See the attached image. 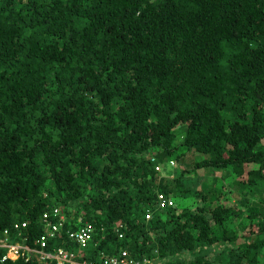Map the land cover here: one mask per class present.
Segmentation results:
<instances>
[{"label": "trees", "instance_id": "obj_1", "mask_svg": "<svg viewBox=\"0 0 264 264\" xmlns=\"http://www.w3.org/2000/svg\"><path fill=\"white\" fill-rule=\"evenodd\" d=\"M54 209L47 251L264 264V0H0V239Z\"/></svg>", "mask_w": 264, "mask_h": 264}, {"label": "built area", "instance_id": "obj_2", "mask_svg": "<svg viewBox=\"0 0 264 264\" xmlns=\"http://www.w3.org/2000/svg\"><path fill=\"white\" fill-rule=\"evenodd\" d=\"M159 202L157 206H162L164 204H170V199L165 200L161 194H158ZM54 212L56 209H54ZM58 215V214H57ZM151 216L149 211L144 213V217L148 218ZM62 220L61 214L58 215L57 222H52L49 226H45V230L37 238V247L30 246L23 242L25 235L22 234L20 237L12 239L11 241H6L4 238L0 239V264H4L6 260H14L17 257L21 256L24 260H27L31 255V252L34 253L37 260L41 262H46L49 259H53L55 264H126V257L124 256L125 252L121 250L120 254H102L99 253L96 257V260L87 259L80 257V254L75 255L73 251H65L60 245L54 247L51 251L44 249L46 245V239L54 236L58 230L60 221ZM21 225H25V221H20ZM19 225L14 223V226ZM91 225L79 226V229L76 231H69L67 234L71 238H74L80 244H84L85 241L90 237ZM131 264H163V260L155 256L152 257H142L141 259H135Z\"/></svg>", "mask_w": 264, "mask_h": 264}, {"label": "rangeland", "instance_id": "obj_3", "mask_svg": "<svg viewBox=\"0 0 264 264\" xmlns=\"http://www.w3.org/2000/svg\"><path fill=\"white\" fill-rule=\"evenodd\" d=\"M178 166H175V165H173V164H171L170 162L166 165V167H164L162 170H161V172H160V175H167V171L169 172V174H168V176H171L170 178H172V177H174L175 175H176V173L178 172V168H177ZM195 172H197V171H195ZM217 173H218V171H217ZM203 181V180H202ZM172 183H173V185H183V180L182 179H179V178H177V180H173L172 181ZM185 186V185H184ZM197 187H199V184H197ZM262 192V191H261ZM259 194H261V193H259ZM243 220H245V215L244 214H242L241 215V217H239L237 220H235L234 221V224L236 223V222H239V221H242L243 222ZM249 224V223H248ZM230 225H232V223H230ZM256 226H255V224L254 223H250L248 226H246V227H240V226H238L237 224H235V226H234V229H235V232H234V234H235V239H234V242H240L241 240H243V237H242V235L243 234H246L247 232H248V230H250V229H253V228H255ZM219 247H217V246H212V248H211V253H209L208 254V257H210V258H212V256H213V253H214V251L216 250V249H218ZM189 253H185V256H187ZM47 262H44V264H46Z\"/></svg>", "mask_w": 264, "mask_h": 264}, {"label": "clouds", "instance_id": "obj_4", "mask_svg": "<svg viewBox=\"0 0 264 264\" xmlns=\"http://www.w3.org/2000/svg\"><path fill=\"white\" fill-rule=\"evenodd\" d=\"M170 163H171V161H170ZM60 215L61 214V216L63 217V213L62 212H60V211H58V212H56L55 213V216H56V219L58 218V215ZM145 218V217H144ZM17 223V222H16ZM18 224L19 225H17V226H15V230L17 231V230H20V229H22V227H24V226H26V223H25V225L23 226V225H21V223L20 222H18ZM78 229H79V227H78Z\"/></svg>", "mask_w": 264, "mask_h": 264}]
</instances>
